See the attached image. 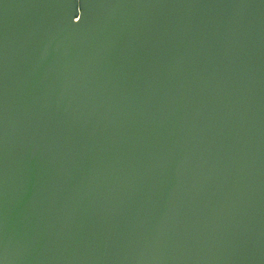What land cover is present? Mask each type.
Masks as SVG:
<instances>
[{
    "label": "water",
    "instance_id": "95a60500",
    "mask_svg": "<svg viewBox=\"0 0 264 264\" xmlns=\"http://www.w3.org/2000/svg\"><path fill=\"white\" fill-rule=\"evenodd\" d=\"M0 264H264V0H0Z\"/></svg>",
    "mask_w": 264,
    "mask_h": 264
}]
</instances>
